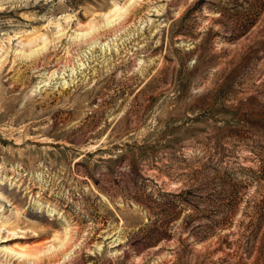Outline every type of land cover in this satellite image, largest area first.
<instances>
[{
    "label": "rangeland",
    "instance_id": "obj_1",
    "mask_svg": "<svg viewBox=\"0 0 264 264\" xmlns=\"http://www.w3.org/2000/svg\"><path fill=\"white\" fill-rule=\"evenodd\" d=\"M0 264H264V0H0Z\"/></svg>",
    "mask_w": 264,
    "mask_h": 264
}]
</instances>
